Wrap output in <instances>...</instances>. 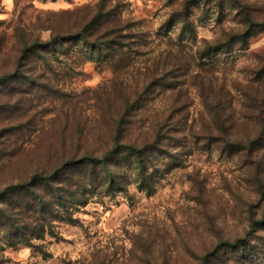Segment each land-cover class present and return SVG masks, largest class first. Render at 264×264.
<instances>
[{
  "label": "rangeland",
  "instance_id": "374dc122",
  "mask_svg": "<svg viewBox=\"0 0 264 264\" xmlns=\"http://www.w3.org/2000/svg\"><path fill=\"white\" fill-rule=\"evenodd\" d=\"M188 11L195 37L183 32ZM248 20L264 23V0H0V76L23 71L14 90L26 88L29 120L28 138L4 147L0 188L73 157L104 159L119 141L111 174L74 169L93 170L84 205L55 213L37 247L0 242V264H200L210 253L219 264L217 245L264 207V31L200 56ZM85 29L100 51L73 39ZM226 137L256 149L227 150ZM128 145L153 152L140 166Z\"/></svg>",
  "mask_w": 264,
  "mask_h": 264
},
{
  "label": "trees",
  "instance_id": "16d2710c",
  "mask_svg": "<svg viewBox=\"0 0 264 264\" xmlns=\"http://www.w3.org/2000/svg\"><path fill=\"white\" fill-rule=\"evenodd\" d=\"M191 17V11H188L187 14L184 13L185 24L183 32L195 37L196 29L190 20ZM261 31H264V23L248 20L244 31L233 35L222 45L218 43V45L204 49L200 58H206L214 51H219L222 48L232 50L237 42L245 46L251 37ZM72 37L92 46L97 51L103 48L98 39L90 38L91 36L86 32V29L72 35ZM64 39L63 36L58 34L49 42H34L25 48L22 58L25 60L31 53L39 54L41 51H46ZM109 47L111 49V46ZM44 61L46 62L47 59L44 58ZM209 70L211 69L206 71ZM22 75L24 76L23 71L17 68L12 76H0V88L5 87L7 82H10L9 84L12 85L10 89L11 91L14 90L18 84L21 85L23 83H20V81H25L26 76L23 77ZM26 91V88L22 85L17 90L12 91L11 94L13 95H10L9 98L0 99V119L6 121V125L0 128V172L5 168L6 157L12 156V152L4 150L6 143L14 136L17 141L28 138L29 128L27 125L29 120H27V112L24 111L25 109L22 106ZM218 122L225 128L226 125L222 117H219ZM120 135L121 132H119ZM219 141L225 149L243 153L254 151L257 144L256 139L243 143L226 137ZM116 146H119V141L116 142L115 148L110 151L111 154L105 156L104 159H93L92 157L78 159L73 157L52 172L36 171L24 179L2 186L0 188V242L4 241L11 246H17L19 237H22L27 245L37 247L33 244L34 241L44 239L48 229L51 231L53 221H55V213L65 211L71 217L73 207L84 205L85 198L92 185L90 181H83L85 176L93 178V170L96 172L100 163L103 164L104 173L111 174L113 172L114 152H118ZM124 148L131 152V156L136 159L140 166L144 165L146 160L144 157L147 152H153V147L151 146L138 147L128 145ZM87 166H94L90 174L87 170L83 172L84 169L81 170L82 174L73 173L77 167L81 169V167ZM118 176L119 174L115 173L112 178L114 179ZM78 197H80V200ZM253 209L254 207L252 206L248 211L250 230L243 237L233 240H222L215 248L213 258L218 259L220 261L219 264H249L253 261L264 264V219L258 218L259 215L264 217V207L260 214ZM210 256H212L211 253ZM210 256L206 255L202 258L200 264H212Z\"/></svg>",
  "mask_w": 264,
  "mask_h": 264
}]
</instances>
